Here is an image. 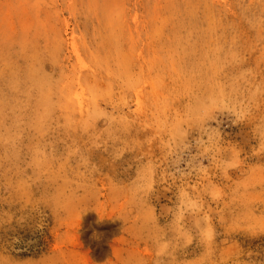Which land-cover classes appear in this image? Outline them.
<instances>
[{"label":"rangeland","instance_id":"rangeland-1","mask_svg":"<svg viewBox=\"0 0 264 264\" xmlns=\"http://www.w3.org/2000/svg\"><path fill=\"white\" fill-rule=\"evenodd\" d=\"M0 264H264V0H0Z\"/></svg>","mask_w":264,"mask_h":264}]
</instances>
